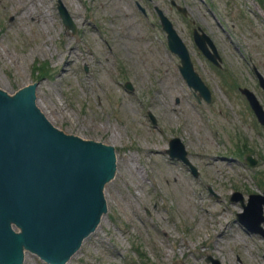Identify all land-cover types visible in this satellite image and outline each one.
<instances>
[{"label": "rangeland", "instance_id": "374dc122", "mask_svg": "<svg viewBox=\"0 0 264 264\" xmlns=\"http://www.w3.org/2000/svg\"><path fill=\"white\" fill-rule=\"evenodd\" d=\"M174 1L187 16L170 0H0V88H29L54 125L113 148L97 221L62 264H210L207 254L264 264V238L245 230L241 203L229 200L237 190L245 203L264 187V125L238 91L250 88L264 109L252 70L264 76V0ZM154 6L172 20L210 102L181 76ZM193 25L215 43L220 67L194 45ZM172 136L197 175L166 154ZM21 264L52 263L28 251Z\"/></svg>", "mask_w": 264, "mask_h": 264}, {"label": "water", "instance_id": "95a60500", "mask_svg": "<svg viewBox=\"0 0 264 264\" xmlns=\"http://www.w3.org/2000/svg\"><path fill=\"white\" fill-rule=\"evenodd\" d=\"M177 8L183 13L186 11L185 7ZM59 10L63 23L74 30V23L61 4ZM157 12L167 33L168 46L180 57V72L188 85L198 90V97L202 96L209 101V89L194 71L185 44L171 21L160 9ZM195 39L202 49L205 47L204 40L214 48L205 33L197 38L195 35ZM208 56L215 61L213 55ZM258 76L264 88V79ZM126 86L132 88L129 82H126ZM27 90H21L17 100L8 101L0 97V262L5 264L20 262L19 257L14 259L21 245L50 261L68 255L92 227L101 205V179H104L101 185L103 201L112 174V166L108 168L106 161L111 160L109 148H105L92 136L54 125L30 89ZM241 91L259 121L264 124V111L253 93L247 88H241ZM0 93L8 98L18 96L1 88ZM29 98L59 131L94 142L101 149H108V158L105 160L106 154H102L104 152L92 144L74 141L59 134L34 109ZM152 121L155 122L153 118ZM169 146L171 156L189 162L184 145L178 137L171 138ZM254 162L250 161L251 164ZM192 169L197 173L193 166ZM231 199L242 200L241 194L234 192ZM263 204L264 195L251 194L247 205H244V211L237 213V219L249 230L263 233L260 226L264 220ZM9 219L19 223L22 228L20 235L10 230ZM206 260L220 264L218 259L211 256Z\"/></svg>", "mask_w": 264, "mask_h": 264}, {"label": "bare ground", "instance_id": "6f19581e", "mask_svg": "<svg viewBox=\"0 0 264 264\" xmlns=\"http://www.w3.org/2000/svg\"><path fill=\"white\" fill-rule=\"evenodd\" d=\"M156 156L159 157V155H156ZM110 157H111V160H112L113 159V154H112L111 149H110ZM134 170L137 171L136 168H134ZM26 252H27V249L24 246H21L20 247V256H19V261L20 262H12V264H21Z\"/></svg>", "mask_w": 264, "mask_h": 264}]
</instances>
